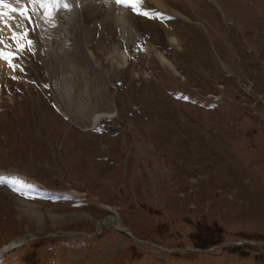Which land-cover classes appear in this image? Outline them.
<instances>
[{
  "label": "rangeland",
  "instance_id": "obj_1",
  "mask_svg": "<svg viewBox=\"0 0 264 264\" xmlns=\"http://www.w3.org/2000/svg\"><path fill=\"white\" fill-rule=\"evenodd\" d=\"M176 9L178 44L156 42L173 66L121 28L125 62L98 26L67 48L36 23L9 40L0 176L19 183H0V249L22 240L0 264H264V0ZM114 214L125 230L98 226Z\"/></svg>",
  "mask_w": 264,
  "mask_h": 264
},
{
  "label": "bare ground",
  "instance_id": "obj_2",
  "mask_svg": "<svg viewBox=\"0 0 264 264\" xmlns=\"http://www.w3.org/2000/svg\"><path fill=\"white\" fill-rule=\"evenodd\" d=\"M8 2L15 5L14 0H8ZM80 2L81 5L78 8H75L73 7V0H37L35 3H29V0H21L23 6L28 7L38 18L39 26L43 30V34L47 35V40L51 46H57L58 43H64L62 46L65 47L67 45H78L79 39L77 38L81 37L84 38L85 42H89L91 31H93L95 26H98L101 30L100 44L107 47L112 46V51L110 53L112 59H119L120 61L125 62L124 53L116 49L117 43H109L114 42L113 39L107 40L108 38H106V36H112L118 28H121V32L123 33L126 30L133 32L135 34L133 38L137 37L140 34L139 32L150 34V39L148 40L149 48L153 50L163 63L173 66L172 62H170V60L157 47L156 42L161 38V40H166L172 45L178 44V37L170 30L173 23L178 20L188 19L187 16L181 15L176 9L182 5L183 0H147V3L142 6L151 9L154 12L163 14V17L159 18L161 20V23L158 24L160 25L159 29L156 26L157 22L153 21V19L156 20V18H148L143 15H138L132 11L130 6L125 7L122 4H118L116 0H80ZM43 3H45L47 7H42ZM64 3H67L69 7L64 8L62 6ZM50 4L53 6L52 8H50ZM3 10L9 11L7 9ZM10 17L11 18L3 17V19L7 20L8 26L0 23V39H2L3 42H7L9 36L12 38L13 32L18 34L26 33V36H30L25 18L21 17L19 14L15 16L11 12ZM61 32L66 36L64 38L66 40L61 39ZM0 50L6 53V49H4L1 44ZM89 54L90 56H93L92 52ZM5 60L6 59L0 58V67ZM115 112L116 110L113 108L109 111H99L94 113L89 119L90 121L88 120V122H90V124L88 123L89 127L95 126L104 117L113 116ZM66 116L68 117V115ZM117 220L118 217L114 214V216H109L99 221L98 226L103 227L106 225H113L116 227V225L119 224L120 229H124L119 220L117 224L115 223ZM126 232L133 235L130 231ZM21 240L22 239L16 238V240L0 249V252L1 250L20 244Z\"/></svg>",
  "mask_w": 264,
  "mask_h": 264
},
{
  "label": "snow or ice",
  "instance_id": "obj_3",
  "mask_svg": "<svg viewBox=\"0 0 264 264\" xmlns=\"http://www.w3.org/2000/svg\"><path fill=\"white\" fill-rule=\"evenodd\" d=\"M37 0H29V3H35ZM118 4H122L125 7H131L132 11L137 13L138 15H143L148 18H162L163 14L159 12H154L151 9H147L142 7L147 3V0H116ZM15 4H20V7H15L13 3L8 2V0H0V23H3L5 26H8L7 20L3 19V17H10V12L11 13H17L21 17L25 19H29L30 17L28 16L27 13V8L23 6L21 3V0H14ZM64 8H68L69 5L67 3H64L62 5ZM42 7H47V5L42 4ZM3 9H7L9 11H4ZM26 37V33H15L13 32L12 39L16 41L17 43V48L18 50H23L25 45L23 43H20L21 39H24ZM0 43H3V40L0 39ZM28 45H31L32 41L28 40L27 41ZM16 53H5L2 50H0V58L8 60L9 66L13 67L14 69L18 67L17 65H13L11 61V56H14ZM15 79V77H13ZM6 182L5 177L0 176V183ZM11 183H19V181H11Z\"/></svg>",
  "mask_w": 264,
  "mask_h": 264
}]
</instances>
